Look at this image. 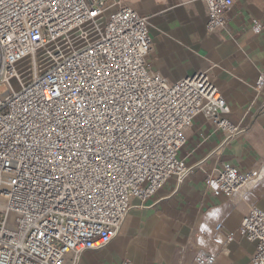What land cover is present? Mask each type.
Segmentation results:
<instances>
[{
	"label": "built area",
	"instance_id": "built-area-1",
	"mask_svg": "<svg viewBox=\"0 0 264 264\" xmlns=\"http://www.w3.org/2000/svg\"><path fill=\"white\" fill-rule=\"evenodd\" d=\"M200 1L206 30L221 31L233 1ZM112 4L0 0V264H80L84 252L116 238L134 199L145 203L169 178L179 183L199 164L178 157L197 115L222 132V149L264 113V72L247 120L234 124L222 117L226 99L206 72L173 81L152 71L147 17L118 5L104 18ZM78 34L85 42L76 46ZM128 117L138 131L125 138ZM113 146L120 160L106 159L117 155ZM94 152L104 156L96 160ZM206 175L205 189L225 197L262 177L228 162ZM237 233L254 244L249 264H264V211L249 205ZM214 235L222 249L234 240L221 224ZM194 256L198 264L215 260L205 250Z\"/></svg>",
	"mask_w": 264,
	"mask_h": 264
},
{
	"label": "crops",
	"instance_id": "crops-1",
	"mask_svg": "<svg viewBox=\"0 0 264 264\" xmlns=\"http://www.w3.org/2000/svg\"><path fill=\"white\" fill-rule=\"evenodd\" d=\"M109 1L114 4L104 18L118 5L147 17L152 71L173 81L206 72L226 99L228 111L222 117L234 124L247 120L253 87L264 72V0H232L217 33L206 30L200 0ZM255 20L263 24L259 31L251 27ZM221 139L208 116L197 115L178 157L187 166L199 164L179 183L169 178L145 203L134 199L116 238L100 250L84 252L80 264H198V250L215 256L213 264H249L254 244L241 238L237 228L249 205L264 211V113L242 136L217 149ZM227 162L240 174L258 171L262 177L240 193L215 196L205 189L206 174ZM217 224L234 233L223 249L215 240Z\"/></svg>",
	"mask_w": 264,
	"mask_h": 264
},
{
	"label": "snow or ice",
	"instance_id": "snow-or-ice-1",
	"mask_svg": "<svg viewBox=\"0 0 264 264\" xmlns=\"http://www.w3.org/2000/svg\"><path fill=\"white\" fill-rule=\"evenodd\" d=\"M257 31H259V29H257ZM88 79H91V78L89 77ZM93 87H96V85H93ZM128 99L130 100L131 97H129ZM97 106H99V105H97ZM130 107H131V106H130ZM121 112H122L123 115L128 116V111L125 110V109H123V106L121 107ZM135 114H136V115H140V117H141V121L147 123V121H145V118L143 117L142 112H140L139 110H137V112H136ZM128 120H129L128 126H127L126 128H124L123 133H122V135H125V138H127V136H126L127 133L135 134L136 131H138L137 129H135V128L133 127V120H132V117H128ZM109 122H111V121L109 120ZM140 134L143 135V133H140ZM115 143H119L120 146H121V148L123 147V141L120 140L119 137L116 138V140L114 141V144H115ZM128 147H129V148H132L133 145H132L131 143H129V144H128ZM112 150H113L114 152H116L117 155H116L115 157H106V159H107V160H120V159H121V156H120V150L117 149L115 146H113ZM92 155L95 157L96 160H100L101 157L104 156V153L101 152L100 154H97V153L94 152V153H92ZM127 162H128V161H127V158H124L123 161H122L123 164H126ZM105 167H106V168H111L112 165H111L110 163H106ZM119 174H120V173H119V170H117V175H119ZM109 175H111V173H109ZM57 195H58V193H57Z\"/></svg>",
	"mask_w": 264,
	"mask_h": 264
},
{
	"label": "rangeland",
	"instance_id": "rangeland-1",
	"mask_svg": "<svg viewBox=\"0 0 264 264\" xmlns=\"http://www.w3.org/2000/svg\"><path fill=\"white\" fill-rule=\"evenodd\" d=\"M87 32L89 33L87 39H88L89 41H92V40L94 39V37H95V36H94L95 33L92 32L90 26L88 27ZM91 32H92V33H91ZM90 33H91V34H90ZM75 40H76V41H74V42H75V45H76V46L82 45L83 42H85V40H83V39L80 38V35H79V34L76 36ZM46 64H47V62H45V65H46Z\"/></svg>",
	"mask_w": 264,
	"mask_h": 264
}]
</instances>
